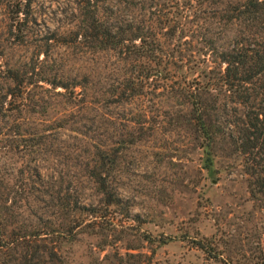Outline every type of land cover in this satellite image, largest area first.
Listing matches in <instances>:
<instances>
[{
    "label": "rangeland",
    "instance_id": "374dc122",
    "mask_svg": "<svg viewBox=\"0 0 264 264\" xmlns=\"http://www.w3.org/2000/svg\"><path fill=\"white\" fill-rule=\"evenodd\" d=\"M7 1L0 0V171L4 190L39 191L18 210L23 225L58 222V192L99 204L92 170L107 150L118 158L109 182L132 216L115 217L111 251L135 247L142 264H264V195L253 196L227 145L208 167L188 114L190 94L212 68H225L210 43L220 52L239 33L217 16L227 0H103L100 17L121 46L140 34L163 50L139 60L75 41L93 8L87 0H33L24 39L14 34ZM225 99L220 92L221 124ZM77 240L66 245L70 264H91L96 237Z\"/></svg>",
    "mask_w": 264,
    "mask_h": 264
},
{
    "label": "trees",
    "instance_id": "16d2710c",
    "mask_svg": "<svg viewBox=\"0 0 264 264\" xmlns=\"http://www.w3.org/2000/svg\"><path fill=\"white\" fill-rule=\"evenodd\" d=\"M102 1L87 0V5L93 8L84 11L79 28L72 32L75 41L93 43L97 50L120 48L122 53L135 52L138 60L151 57L156 49L162 50L140 34L132 36L131 44L121 46L122 38L118 32L104 25L100 17ZM32 2L7 1L15 26L14 34L19 39H24L27 33ZM196 2L220 4L225 0ZM217 12L218 18L227 26L238 24L239 33L234 42L220 52L215 42L210 43L211 55L219 59V65L225 68H212L210 81L190 94L191 109L188 114L195 122L196 130L201 133V146L205 149L208 167L214 165L218 150L225 149L227 145L231 155L242 159L251 192L255 198H260L259 195H264V0H227L226 7ZM176 51L173 49L172 57H175ZM60 85L68 88L66 84ZM220 92L226 98L223 124L216 118ZM117 159V153L102 151L98 156V167L92 170L98 193L102 194L99 204L71 201V196H60L59 192L51 196L53 213L60 218L47 226V230L39 224L23 225L24 221L18 219L21 215L18 210L25 206L24 199L37 196L39 191L26 192L25 188L21 191L15 188L4 190V178L0 171V264H70L66 245L77 242V235L82 233L97 239L95 246L98 251L92 250L91 264H142L133 260L141 255L130 251L135 247H128L125 253L111 251V247L116 248L113 232L119 230L115 217L122 214L118 218L121 222L132 218L129 201L109 182ZM36 174L41 176L38 168Z\"/></svg>",
    "mask_w": 264,
    "mask_h": 264
}]
</instances>
